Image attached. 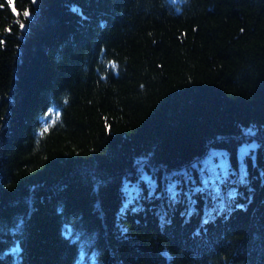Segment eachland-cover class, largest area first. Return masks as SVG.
Masks as SVG:
<instances>
[{
  "label": "trees",
  "instance_id": "trees-1",
  "mask_svg": "<svg viewBox=\"0 0 264 264\" xmlns=\"http://www.w3.org/2000/svg\"><path fill=\"white\" fill-rule=\"evenodd\" d=\"M0 42V264H264V0H0Z\"/></svg>",
  "mask_w": 264,
  "mask_h": 264
},
{
  "label": "snow or ice",
  "instance_id": "snow-or-ice-1",
  "mask_svg": "<svg viewBox=\"0 0 264 264\" xmlns=\"http://www.w3.org/2000/svg\"><path fill=\"white\" fill-rule=\"evenodd\" d=\"M33 2H35V0H33ZM13 11L15 12V7H14V5H13ZM17 15H19V13H17ZM23 16H24V17H28V16H29V12H28L27 10L23 11ZM17 23L19 24V27H20L21 29H23V28L25 27V24H24L23 22L17 20ZM0 43H2V42H0ZM113 67H115V64H113ZM44 131H47V128L44 129Z\"/></svg>",
  "mask_w": 264,
  "mask_h": 264
}]
</instances>
